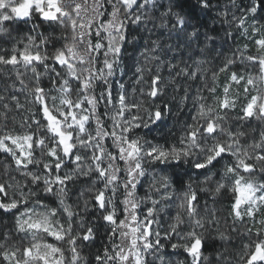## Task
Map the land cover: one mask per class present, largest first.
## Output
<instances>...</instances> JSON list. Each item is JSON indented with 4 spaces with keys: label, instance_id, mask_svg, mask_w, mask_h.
<instances>
[{
    "label": "clouds",
    "instance_id": "clouds-1",
    "mask_svg": "<svg viewBox=\"0 0 264 264\" xmlns=\"http://www.w3.org/2000/svg\"><path fill=\"white\" fill-rule=\"evenodd\" d=\"M0 264H264V0H0Z\"/></svg>",
    "mask_w": 264,
    "mask_h": 264
}]
</instances>
